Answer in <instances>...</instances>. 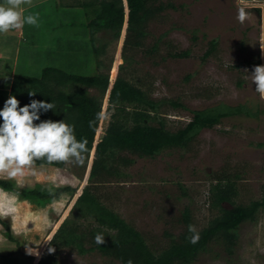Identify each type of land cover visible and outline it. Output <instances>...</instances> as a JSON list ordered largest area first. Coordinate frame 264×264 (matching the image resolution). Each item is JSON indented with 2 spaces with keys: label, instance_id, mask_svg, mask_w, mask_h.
Masks as SVG:
<instances>
[{
  "label": "rangeland",
  "instance_id": "rangeland-1",
  "mask_svg": "<svg viewBox=\"0 0 264 264\" xmlns=\"http://www.w3.org/2000/svg\"><path fill=\"white\" fill-rule=\"evenodd\" d=\"M170 2L176 8L164 11L149 22V35L142 51L133 53L135 62L127 75L151 100L173 101L185 107L173 108L168 102L161 105L166 128L180 129L190 121L191 111L218 104L257 106L264 110V99L255 92V84L249 76L256 65L247 63L257 57L261 60V24L253 10L257 7L255 3H241L240 0ZM31 6V10L24 6L25 16L38 13V26L25 24L22 32L13 30L0 34V80L5 81L13 74L38 76L45 67L84 76L96 75L95 57L85 29L80 27L85 23L82 10L62 8L56 12L54 0H32ZM239 7L249 13L243 24L236 19ZM72 22L75 26L69 25ZM124 29L116 42L108 44L103 57L106 64L111 59L109 80L110 75L117 76L118 67L126 62L124 58L116 71L122 55ZM22 33L26 35L24 41L20 40ZM96 38L98 44L109 42L110 35L100 32ZM214 39L217 40L215 52L203 60L208 43ZM157 40V53L145 56L143 51ZM184 51L189 52L186 58L167 57V52ZM240 81L241 86H238ZM88 91L96 95L94 90ZM4 99L5 93L0 88V109ZM105 102L104 97L102 117L107 106ZM100 131L98 128L97 134ZM92 161L93 152L81 180L80 169L70 164L64 169L36 167L35 176L22 179H9L6 175L0 178L12 180L21 187H33L37 183L47 187L78 186L77 194L85 188L139 232L150 250L157 254L182 232L185 207L197 230L218 214L207 198L209 187L217 181L236 182L237 204L247 205L260 198L264 185V113L256 119L222 120L213 129L202 130L185 150H166L154 158L118 152L97 164V177L89 182ZM102 166L104 170L100 169ZM70 207L71 204L62 210L61 204H54L38 209L0 190V264H35ZM2 223L8 225L14 241L3 236ZM237 235L231 256L214 243L192 264H264V209L258 213L256 222L241 224ZM18 245L33 258L32 262L21 254L8 255L16 251ZM29 250L35 256L27 253ZM58 261L59 264H119L96 253L80 257L67 250L59 252Z\"/></svg>",
  "mask_w": 264,
  "mask_h": 264
},
{
  "label": "trees",
  "instance_id": "trees-1",
  "mask_svg": "<svg viewBox=\"0 0 264 264\" xmlns=\"http://www.w3.org/2000/svg\"><path fill=\"white\" fill-rule=\"evenodd\" d=\"M63 1V0H62ZM54 0L56 12L64 9H81L85 23L80 27L85 29V36L90 43L95 57L96 75L84 76L69 73L60 68L45 67L38 76L27 74H13L0 80V88L5 93L4 102L9 96H15L24 106L32 99L52 102L53 110L42 113L41 120H65L75 125V135L78 140H87L89 149L85 162L76 165L80 169L79 179L86 171L89 158L93 152V161L88 175L91 182L97 177L96 169L99 162L118 152H126L141 158H154L166 150H185L194 138L205 129H213L222 120L236 117L256 119L264 110L257 106L250 108L246 105L228 106L218 104L199 111H191L190 121L182 128L171 131L166 128L165 120L161 116L160 107L167 103L173 108L184 106L173 101H153L147 92L135 82L127 78L128 70L132 69L134 52L142 51L144 40L149 35L147 26L150 21L158 18L161 13L176 7L170 0H71L62 2ZM3 0H0L2 3ZM41 1L40 3H42ZM39 2H37V5ZM29 10L33 7L28 6ZM62 23L59 22L58 26ZM70 26H75L69 24ZM125 26V38L117 65V76L111 77L113 82L110 89L107 107L102 117V103L109 88V70L111 59L104 62L110 42H116ZM105 32L110 35L109 42H99L96 35ZM26 35L22 33L20 40ZM163 37V36H162ZM24 41V39H23ZM157 40L143 54L150 56L158 51ZM202 59L213 55L217 47V40H211ZM189 52H167V57L180 59L188 57ZM248 64H260L257 57ZM116 77V78H115ZM241 81L238 86H241ZM94 90L96 95L89 93ZM35 91L30 97L28 92ZM37 121L36 123H38ZM98 128H101L97 134ZM64 163L48 164L37 161L36 167H53L64 169ZM104 170L105 167L100 168ZM100 170V171H101ZM34 184L33 187H21L12 180L0 178V190L27 201L38 209H44L54 204H61L62 210L70 204L67 217L61 222L45 250L38 255L35 264H59L58 255L62 250L74 252L83 257L98 254L111 262L126 264L131 259L133 264H192L196 258L209 251L211 244H219L224 252L231 256L236 246L239 226L245 222L254 223L258 213L264 209V185L261 187L260 198L251 200L247 205L236 203L238 189L234 180L223 179L211 185L207 192L210 207L218 214L199 231L200 239L195 245L190 244L187 237L191 234L187 226L191 224L189 209L182 212L184 228L179 235L172 239L170 245L161 252L154 254L144 238L130 224L114 211L102 204L98 198L83 189L78 195V186L59 185L49 186ZM183 196L186 194L183 192ZM3 236L11 241L14 237L7 224ZM103 234L105 243L98 245L94 237ZM18 243V242H17ZM25 248V247H24ZM54 249L50 252L49 249ZM33 256L35 254L27 252ZM21 254L31 262L33 258L22 251L18 245L16 251L8 255ZM36 258V257H35Z\"/></svg>",
  "mask_w": 264,
  "mask_h": 264
},
{
  "label": "clouds",
  "instance_id": "clouds-1",
  "mask_svg": "<svg viewBox=\"0 0 264 264\" xmlns=\"http://www.w3.org/2000/svg\"><path fill=\"white\" fill-rule=\"evenodd\" d=\"M31 5L32 0H3L0 3V34L13 30L22 32L25 24L38 26V13L25 16L24 6ZM248 15L244 7H239L236 19L243 24ZM249 76L255 84V92L264 99V65L254 66ZM113 82L109 80V85ZM28 95L35 96L36 92H28ZM54 108L52 102L35 99L21 107L15 96L8 97L0 109V175H6L9 179L35 176L37 161L70 165H82L85 162L89 151L87 140L77 139L75 125L65 120L40 119L42 113ZM187 231L191 234L187 237L189 243L197 244L200 235L196 226L189 224ZM104 238L103 234L98 233L94 237L95 243L104 244ZM126 264L133 262L129 259Z\"/></svg>",
  "mask_w": 264,
  "mask_h": 264
},
{
  "label": "water",
  "instance_id": "water-1",
  "mask_svg": "<svg viewBox=\"0 0 264 264\" xmlns=\"http://www.w3.org/2000/svg\"><path fill=\"white\" fill-rule=\"evenodd\" d=\"M240 1L246 2V3L257 4V7L253 8V10L255 11L256 15L258 16L260 24H261L262 47H261V60H260L259 65H263L262 62L264 60V23H263L264 22V0H240ZM124 28H125V26H124ZM123 33H125V29H124ZM111 87H112V84L109 85V88H108V91H107V94L105 97L106 98V102H105L106 105H107V101H108L109 92H110Z\"/></svg>",
  "mask_w": 264,
  "mask_h": 264
},
{
  "label": "bare ground",
  "instance_id": "bare-ground-1",
  "mask_svg": "<svg viewBox=\"0 0 264 264\" xmlns=\"http://www.w3.org/2000/svg\"><path fill=\"white\" fill-rule=\"evenodd\" d=\"M264 23V22H263ZM263 65H264V60H263ZM38 260V259H37Z\"/></svg>",
  "mask_w": 264,
  "mask_h": 264
},
{
  "label": "built area",
  "instance_id": "built-area-1",
  "mask_svg": "<svg viewBox=\"0 0 264 264\" xmlns=\"http://www.w3.org/2000/svg\"><path fill=\"white\" fill-rule=\"evenodd\" d=\"M241 3H246V2H242V1H241Z\"/></svg>",
  "mask_w": 264,
  "mask_h": 264
},
{
  "label": "crops",
  "instance_id": "crops-1",
  "mask_svg": "<svg viewBox=\"0 0 264 264\" xmlns=\"http://www.w3.org/2000/svg\"><path fill=\"white\" fill-rule=\"evenodd\" d=\"M58 2V1H57ZM254 6H257L256 4Z\"/></svg>",
  "mask_w": 264,
  "mask_h": 264
}]
</instances>
